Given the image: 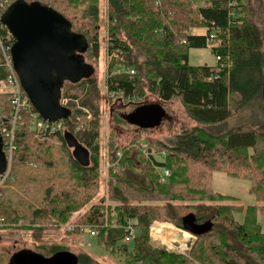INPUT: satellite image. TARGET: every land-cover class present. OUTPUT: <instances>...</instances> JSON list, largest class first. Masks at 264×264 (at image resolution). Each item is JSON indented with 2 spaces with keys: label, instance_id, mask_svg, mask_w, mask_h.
Returning a JSON list of instances; mask_svg holds the SVG:
<instances>
[{
  "label": "trees",
  "instance_id": "trees-1",
  "mask_svg": "<svg viewBox=\"0 0 264 264\" xmlns=\"http://www.w3.org/2000/svg\"><path fill=\"white\" fill-rule=\"evenodd\" d=\"M4 1L0 0V5ZM13 1L15 0L10 3ZM26 1L45 3L71 21L75 33L87 39L89 46L82 54V59L93 67L94 73L78 83L71 81L64 83L61 97H68L71 100L67 109L70 111L69 118L71 117L73 121L69 118L64 120L63 130L52 136L60 141V146H52L37 140L34 132L44 134L32 131L30 114L22 113L20 122L22 126L15 138L17 148L13 154L12 169L0 188V215L6 219V226L0 230L17 229L20 222H23L21 227L57 229L67 223L71 213L79 207H70L66 209L65 214L57 216L52 213L47 217L43 211L45 203L43 196L32 193L29 196L21 192L33 205L17 196L16 189L19 188L20 191L18 181L24 172L28 171L32 176L44 171L48 173L49 175L34 176L42 179L44 187L45 182L51 180L59 183L69 182L74 172L89 176L100 171L102 154L99 123L90 122L91 127H86L89 122L83 114L85 112L78 110L76 104L77 101L88 110L92 109L85 103L92 95L91 88L97 90V78L93 77L95 66L87 59H101L100 39L96 33L91 35L79 30L75 20L81 16L82 19L92 18L94 21H99L101 5L105 2L109 12L107 58L109 57L111 69L117 66V70L122 68L123 71H111L109 75L114 76L112 80L107 81L108 88L128 100L139 103L145 101L141 96L145 88L149 91L147 94L156 92L158 98L164 102L180 100L190 117L196 121V125L191 130H184L174 141L149 139L137 133L122 147L113 145L110 159L114 165L111 167L112 175L115 176L119 171L117 173L119 186L111 190V197L119 204L107 214L103 209L107 204L101 203L102 198H99V203L90 210L89 217L81 216L78 224L95 228V237L98 238L99 245L104 244L108 247L107 245L114 246L122 242L132 243L130 246L133 251L130 252L127 264H257L246 256L242 246L251 248L253 243L258 251L260 246L255 241H260L264 246V234L251 229L258 227L261 231L256 221L259 212L262 213L263 205L240 203L239 198L219 192L211 184L213 173L216 171L227 173L231 177L248 179L251 182L250 192L256 195L258 201L262 203L264 201V72L260 71L259 83L255 86H245L240 82L246 74L248 64L261 57L259 50L263 43L260 27L246 20L247 17L244 16L245 10L250 14L253 12L250 8L245 9L247 0H65L63 3L60 0ZM249 3L250 0L248 5ZM3 12L4 7L0 6V14ZM196 28L204 31L193 33ZM99 29L101 30L100 26L98 32ZM0 34L4 39L9 35L8 29L1 21ZM93 40L95 42L92 44ZM14 41L12 37L9 43L12 44ZM192 48H211L212 54L222 56L223 61L229 57L231 68L218 73L217 69L221 61L217 59L214 65L191 64L189 54ZM139 57H143L141 62ZM144 67L147 68L146 74L149 77L143 75ZM139 72L141 76H138ZM6 79L7 70L0 51V106L4 108L6 116H9L12 111V93L3 91L2 84ZM81 86H84L82 91L86 100L83 99L81 92L71 93ZM99 112L100 109H96L95 116H98ZM234 119L242 121L230 126V121ZM80 120L82 126L78 124ZM67 132H71L89 151L87 166L80 164L75 158L73 148L65 139ZM29 138L37 142L33 146L37 147L35 151L38 155L34 154L33 147L30 153V145L26 144ZM133 141L136 143L144 141L148 144L150 152H161L160 158L147 157L160 170L170 171L166 181L161 180L158 172L157 179L152 180L162 187L177 183L175 178L179 169L184 166L179 167L174 163L172 168L170 161L179 154L195 161H204L202 164L208 166L205 170L208 171L209 178L204 184L202 176L193 172L195 185H203V188H187L191 201L201 203V208L195 211V206H181L180 209H183L181 213L172 204L171 207L175 212L171 213L168 209L166 211L174 224L184 230H187L184 224L186 217H191L197 224L211 223L210 230L196 235L197 239H203V243L193 248L195 251L193 257L171 253L164 247L151 245L148 239L153 217L140 214L139 208L128 204L129 196L124 193L125 187L122 186L121 181L138 186L143 191H146L144 186L147 184L146 179L142 182L131 177L129 175L131 171H126L131 167L140 168V165L133 160L135 157L133 158V153L130 151L129 145ZM217 144H221L226 149L225 153L229 152L228 159L217 161V158L211 154ZM118 151L123 153L120 160L116 156ZM134 154L155 170L139 149H135ZM47 156L53 157L51 160L53 163L41 160V157ZM87 176L82 178L88 179ZM44 190L45 188L41 187L39 195L50 193ZM92 194L97 197L98 189ZM182 195L187 197L185 194ZM172 200H183V198L175 197ZM15 204H18L17 208L11 207ZM19 209L25 210L24 213H18ZM238 213L244 214L243 219L236 218ZM224 214L229 215V223L239 222V226L216 231V218ZM131 228L136 230L135 236L131 241L126 242ZM251 233H253L252 237ZM43 249L46 250V258H51L62 247L53 244ZM128 250L127 247L124 251ZM78 264H102V262L84 250L78 255Z\"/></svg>",
  "mask_w": 264,
  "mask_h": 264
},
{
  "label": "rangeland",
  "instance_id": "rangeland-1",
  "mask_svg": "<svg viewBox=\"0 0 264 264\" xmlns=\"http://www.w3.org/2000/svg\"><path fill=\"white\" fill-rule=\"evenodd\" d=\"M60 2L63 3L65 0H60ZM248 2L249 0L246 2L245 9L250 8L253 12L250 14L248 10H245L244 16L247 17L246 20L250 22L252 21L260 27L263 39L262 47L259 50V56L261 57L248 64L247 70H245L246 74L240 79V82L245 86L252 87L259 83L260 71L263 70L264 72V0H250L249 5ZM100 14L101 16L99 21H94L92 18V20L82 19L81 16L75 20L79 30L86 31L91 35L96 33L100 39L101 59H87V61L94 65V68H96L93 77L97 78V90L91 88L92 95L85 104L88 107H92V109L89 108V114L83 113L89 122L86 127L90 128L92 122L98 121L99 123V139L101 142L100 152L102 154L100 171L98 170V172H94V174L91 173L89 176L86 174H76V172H74V176L69 179V182L65 181L59 183L58 181L51 180L48 183L45 182L44 187L42 186V179L34 176L49 175L48 173L44 171L43 173H36L32 176V174L28 171L24 172L22 177L19 178L20 181H18V184H20V191L19 188L16 189L17 196L23 198L30 205H33L31 200L27 196H24L21 192H25L29 196L30 193L43 196L45 201L43 211L47 217H49L52 213L57 214V216L65 214L66 209L70 207H79L71 213L70 220L57 229L50 227H21L23 222H20V226L17 229L10 228L7 230H0V264H18L20 258L29 252H39L37 255L47 257L45 256L46 250H44L43 247H49V245L53 244L62 247L61 250L55 253L54 257L71 254L76 259V264H78V255L82 254L84 250L93 255L98 261L102 262V264H127L130 252L133 251V248L130 246L132 243L126 244L125 242H122L114 246L107 245L108 247L104 244L99 245L98 238L91 236L88 231H85V229L89 227L78 224V220L81 216L82 218L84 216L85 218L87 216L89 217L90 210L95 204L99 203V198H102L101 203L107 204L103 207L105 213L107 214L110 210L113 211L112 208L119 204V202L117 203L111 197V190L119 186L117 183V173L119 171L115 173V176H113L112 168H107V160L109 158L111 159L112 146L117 145L122 147L128 141H131L134 134L137 133H140L142 136L149 139H160L166 142L174 141L184 130H191L194 125H196V123L193 124V119L190 117L188 112L183 109L179 100L164 102L158 98V94L156 92L153 94L151 92V94H147V92H149L147 88H145L144 94L141 95L143 96L142 100H146L148 103H161L166 109L167 116L162 124L154 129L140 130L135 127V124L127 122L126 119H124L126 117H122L124 114L127 116L130 115L132 109L135 108V105L134 103L132 104V100H128L127 98H124L123 95L115 93L108 88L107 81L112 80L111 78L114 76L113 74H109L115 72L118 67L116 66L111 69V64H109L108 61L109 57L107 58V47L105 45H107L109 39L107 32L109 12L107 11V4L105 5V2L101 5ZM99 26L101 27V30L99 29L100 32H98ZM202 31H204V29L196 28L193 30V33ZM94 42L95 40L91 43L93 44ZM190 52V62L193 65L216 64L215 55L212 54L211 48H192ZM135 53H137V51H135ZM124 58L126 60V57ZM142 60L143 57H139V61L141 62ZM146 69L147 68L144 67L142 73L145 77H149V75L146 74ZM138 76H141V72L138 73ZM2 87L4 92H10L12 89L5 82L2 84ZM83 87L84 86H81L76 90L71 91V93L74 94V92H81L83 99L86 100L82 91ZM98 108L100 109V112L98 116H95L96 109ZM241 121V119H234L231 120L229 124L230 126H233ZM80 123L81 120L78 121V124ZM80 126H82V124H80ZM219 127H221V125H219ZM34 134L35 138L41 143L51 144L52 146H60L61 144L59 140L52 137L54 135H40L36 132H34ZM34 143L37 142L31 138L26 141V144L30 145V153H32L31 147H33L34 154L38 155L35 151L37 147L33 146ZM135 143L136 141H133L129 147L131 149L130 151L133 153V158L135 157L133 160L136 161L137 165H140V168L131 167L126 171H131L129 172V175L137 180L143 182L146 179L147 184L144 186L146 191H143L138 186L121 181V183H123L122 186L125 187L124 193L129 196L128 204L139 208L141 210L140 214L153 217V221L149 227L148 239V242L151 245L155 247H164L171 253H178L183 256L193 257L195 255L193 248L196 245L199 247V244L203 243V239H197L196 235L184 230V228L176 226L168 217L169 213L166 211L168 209L171 213L175 212L173 207H171L172 204H174V206L177 207L181 213L183 212V209H180L181 206H195V211H198L201 208V203L191 201V195L188 194L187 188H203V185H195L193 172L202 176V183L204 184L208 182L209 178L208 171L205 170L208 166L202 164L204 161H195L185 155L179 154L174 160L170 161L172 168L174 163H176L179 167L181 165L184 166L182 169H179V173L175 178L177 183H171L168 186L162 187L160 186L161 184L158 185V183L152 181L157 179L156 176L161 170L154 166L153 161L148 158L151 156L160 158L161 152H150L148 146V154L144 155V157L151 163L155 169L153 170L148 167L141 160V158L134 154ZM225 150L226 149H224L221 144H217L216 148L211 151V154L217 158V161H224L228 159L227 154L229 153H225ZM52 159L53 157L51 156H47L46 158L41 157V160L50 161V163H53V161H51ZM35 163H37V161H35ZM25 169L28 170V167L25 166ZM108 175L116 177V182L107 184ZM86 176L88 179L82 178ZM211 184L215 190L239 198L240 203L245 205H263L262 213L259 212L258 219L256 221L259 224L261 231L258 227L251 229L259 231L260 234H264V201L263 203L258 201L256 195L250 192L251 182L248 179H239L231 177L227 173L216 171L213 173ZM41 187L45 188V190H48V193H50L39 195L41 193ZM96 189H98L97 197L95 194H92ZM168 190H172L173 192L168 193ZM182 194H185L187 197H182ZM175 197L183 198V200H172ZM12 206H16L17 208L18 204L11 205V207ZM24 211L25 210L19 209L17 212L24 213ZM243 217L244 214H236V218L238 219H243ZM229 220L230 217L227 214L217 217L216 231L236 228L240 224L239 222L231 224L229 223ZM178 229L180 232L176 237V234L173 235L172 230ZM162 232H169V234L178 239L182 238L184 232H187L191 234V239L186 238V248L180 249L177 244L172 245L171 241L162 238L160 235ZM252 234L253 233H251V237ZM165 236L169 237L168 234ZM255 243L260 246L259 251L252 243L251 248L248 246L243 247L241 245L243 252H245L246 256L257 264H264V246L260 241H255ZM127 247L129 250L124 251Z\"/></svg>",
  "mask_w": 264,
  "mask_h": 264
},
{
  "label": "water",
  "instance_id": "water-1",
  "mask_svg": "<svg viewBox=\"0 0 264 264\" xmlns=\"http://www.w3.org/2000/svg\"><path fill=\"white\" fill-rule=\"evenodd\" d=\"M1 22L15 38L11 47L13 65L35 109L49 122L67 119L70 111L60 103L64 83H78L94 73L82 59L89 46L87 39L75 33L71 21L62 13L39 1L15 0L3 12ZM166 116L160 103H149L136 108L126 119L141 129H154ZM65 139L78 162L87 166L89 151L71 132L65 133ZM6 167L0 134V174ZM184 224L193 235L212 226L209 222L193 223L191 217H186ZM18 264H76V259L71 254L46 258L29 252Z\"/></svg>",
  "mask_w": 264,
  "mask_h": 264
},
{
  "label": "built area",
  "instance_id": "built-area-1",
  "mask_svg": "<svg viewBox=\"0 0 264 264\" xmlns=\"http://www.w3.org/2000/svg\"><path fill=\"white\" fill-rule=\"evenodd\" d=\"M10 1L12 0H5L3 3H1V7H4V11L7 9V7L11 4ZM3 13L0 14V21L1 16ZM3 24V23H2ZM4 25V24H3ZM5 26V25H4ZM8 40L7 38H3L0 34V51L2 54V57L4 59V64L6 66L7 70V79L5 83L11 87L12 89L10 92L12 93V111L9 116H6L4 112V108L0 106V134L2 136L3 141V152L5 155L7 167L6 170L0 174V188L6 181V179L9 177L11 169H12V163H13V154L16 150V133L19 131L22 124L20 122L22 121L23 112L29 113L31 117V129L34 131H38L43 133L44 135H55L59 132H61L64 128V120H60L57 122H49L46 121L41 117V115L35 111L34 106L32 105L28 95L26 94L25 90L23 89L20 79L15 71L13 60H12V54H11V47L13 43H9V40L13 37L12 34L8 31ZM14 38V37H13ZM217 60L221 61L220 66L218 67L217 71L218 73L221 72V66L224 65L222 56H215ZM71 100L67 98H61L60 103L63 107L67 108L68 103ZM77 109L85 112L90 113L89 110L86 107L81 106L77 101ZM79 119V117H77ZM70 121H73V119L70 117ZM136 147H139L145 154H148V145L145 143H139L136 144ZM118 160H120L123 156V153L121 151H118L116 154ZM112 163L110 161L107 162V167L111 168ZM119 170V166L117 168ZM170 176V171L168 169H163L160 173V178L163 181H166L168 177ZM116 178L112 176H107V184L115 183ZM6 226V219L4 216L0 215V228H3ZM130 234L126 237V242L131 241L136 233V230L131 228ZM85 231H88L91 236L96 235V230L93 227H89L85 229Z\"/></svg>",
  "mask_w": 264,
  "mask_h": 264
},
{
  "label": "bare ground",
  "instance_id": "bare-ground-1",
  "mask_svg": "<svg viewBox=\"0 0 264 264\" xmlns=\"http://www.w3.org/2000/svg\"><path fill=\"white\" fill-rule=\"evenodd\" d=\"M231 68V59L229 57H227V59L225 60L224 62V65L221 66V71H224L225 69H229ZM108 168V167H107ZM107 175V174H106ZM109 176V175H108ZM105 178V177H104ZM173 231V235L176 234L175 236L177 237V235L179 234V229L178 230H172ZM168 234L169 237H166L165 235ZM161 237L164 238L165 240H169L171 241L172 245L173 244H177L179 246L180 249H185L186 247V242H185V239L186 238H190L191 237V234L190 233H187V232H184L182 238H176V237H173V235L169 234V232H162L160 233ZM191 239V238H190ZM171 245V246H172ZM175 246V245H174ZM179 249V250H180ZM182 251V250H181Z\"/></svg>",
  "mask_w": 264,
  "mask_h": 264
},
{
  "label": "crops",
  "instance_id": "crops-1",
  "mask_svg": "<svg viewBox=\"0 0 264 264\" xmlns=\"http://www.w3.org/2000/svg\"><path fill=\"white\" fill-rule=\"evenodd\" d=\"M190 53H191V52H190ZM189 57H190V54H189ZM190 63H191V62H190ZM191 64H192V63H191ZM179 103L181 104V106L183 107V109H185L184 106H183V104H182V102H181L180 100H179ZM180 109H181V108H180ZM181 110H182V109H181ZM192 121H193V124L196 123V121H195L194 119H193Z\"/></svg>",
  "mask_w": 264,
  "mask_h": 264
},
{
  "label": "flooded vegetation",
  "instance_id": "flooded-vegetation-1",
  "mask_svg": "<svg viewBox=\"0 0 264 264\" xmlns=\"http://www.w3.org/2000/svg\"><path fill=\"white\" fill-rule=\"evenodd\" d=\"M263 87H264V75H263ZM193 223H194V221H193ZM188 224H190V222Z\"/></svg>",
  "mask_w": 264,
  "mask_h": 264
}]
</instances>
